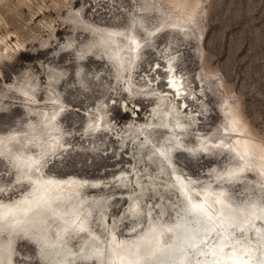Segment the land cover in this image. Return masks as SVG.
I'll return each instance as SVG.
<instances>
[{"label":"rangeland","instance_id":"rangeland-1","mask_svg":"<svg viewBox=\"0 0 264 264\" xmlns=\"http://www.w3.org/2000/svg\"><path fill=\"white\" fill-rule=\"evenodd\" d=\"M128 35L141 43L137 52L130 49ZM168 70L183 81L186 112L180 109L184 101L168 91ZM58 107L63 110L52 118ZM165 116L179 118L182 136H173L177 126L163 124ZM231 116L239 119L245 138L264 148V0H0V154L8 157L0 158V201L28 191L23 181L15 187L9 157L21 151L37 157V143L44 144L45 176L102 182L103 189L85 188L82 194L105 199V208L90 209L81 222L82 230L99 236L100 260L108 254L111 228L119 239L130 240L147 218L158 219L160 209L167 224L178 216L182 201L157 147L199 189L224 187L236 204L264 202V185L255 173L238 183V173L227 182L220 178L241 164L230 152L234 138L222 134ZM54 125L59 134L51 142L47 131ZM197 138L223 140L231 148L207 145L210 154H200ZM177 141L186 152H168L174 144L179 147ZM53 146L61 149L50 152ZM257 161L256 156L249 160L252 169L259 168ZM19 166L25 173L31 169L25 161ZM135 177L141 192L135 191ZM148 179L157 190L149 189ZM134 198L139 222L128 217ZM104 212L106 230L99 225ZM49 219L24 231L40 228L48 236L39 241L51 243L68 226L48 224ZM20 229L8 230L14 236ZM0 239L7 241L4 235ZM95 240L67 234L65 249L71 253L66 252L83 254L85 247L92 252ZM164 240L169 241L165 233ZM12 244V264H46L47 256L42 258L28 239L18 235ZM55 254L63 260L62 251Z\"/></svg>","mask_w":264,"mask_h":264},{"label":"bare ground","instance_id":"bare-ground-1","mask_svg":"<svg viewBox=\"0 0 264 264\" xmlns=\"http://www.w3.org/2000/svg\"><path fill=\"white\" fill-rule=\"evenodd\" d=\"M128 37L129 40L127 43L130 44V49L137 52L141 47V43L133 35H128ZM134 59L137 62L138 56L136 55ZM167 74L168 91L174 95L175 99L178 98V100L184 101L180 109L186 112L187 105L185 98L187 95L185 94L188 93L183 86V81L178 80L177 76L172 71L168 70ZM26 94L28 95V93L24 92V95ZM23 97L25 100H29L28 97ZM61 110H63L62 107H58L57 112L52 115V118L61 112ZM165 118L168 126L171 127L169 121H173V124L177 126L174 130L176 132V134L173 135L174 137L179 138L184 134V131L180 130V128L182 129L184 126L181 125L177 116H173V120L168 119L166 116ZM238 122L239 119L236 116L229 117L228 126L224 127V133L222 134L234 138V142L231 146L233 149L230 152L241 164L239 167H232L219 174L220 176L226 175L229 178L233 174L238 173L239 178L237 177V181L234 182L238 183L241 177H245L249 173H255L260 177L264 185V148L259 147L245 138L242 128L237 124ZM57 130V125L48 129L47 134L50 133V135H52L51 142L58 139L59 133H57ZM98 130L99 129L95 127L94 131ZM164 130L167 134H171V131L167 130V128H164ZM177 144L179 146L178 148L175 144L168 147V152L173 154L177 152H186L184 149H180L184 146L182 143L178 142ZM207 145L221 148L222 150H229V148H231L229 147L230 145L225 144L223 140L213 142L210 139L200 138L197 140L196 144L198 148H202L200 154H210ZM223 145H226L225 147L228 148H223ZM43 146L45 145L37 143V151L39 152L37 157H34L32 154H27L24 151L9 157V161L11 162L9 163L10 167L17 176L14 179L15 187H19L17 185L23 181L27 184L28 191L14 200L0 201V222L2 225H0V235L7 237V241L0 239V264H12V253L14 249L12 241L14 243L18 235L31 241L37 247L42 258H46L47 256V259H45L47 260L45 261L46 264H63L62 261L64 259H56L58 256L55 254L57 253L58 255L59 251H61L60 249L57 251L49 250L47 252L40 248V238H46L48 234H44L40 228L33 231V234L24 231V228L36 227L45 219L48 220V217L51 219L47 222L48 224L55 221L54 223L58 224V226L60 225L61 228L64 226L73 227L75 229V232H73L74 235L87 238L95 237L96 240L94 242H96V245L93 244L89 249L98 254V257L103 253L100 248L102 244L101 240H99L100 238H98L99 236H95L96 233H91L89 230H82L84 224L81 223L84 217L90 212V209L99 208L101 211L105 208V199H90L82 194L85 188L93 190L103 189L104 187L101 185L102 182L74 181L68 178L57 179L51 176H45L44 171L46 169V164L40 161V153L43 151ZM236 146H240L241 150ZM60 149L61 148L58 146H53L50 148V152L53 151V153H56V151ZM157 149L159 151L158 153H160L158 157L162 159L163 163H165L164 160L167 161V164L162 166L169 169V180L173 182L174 188L176 189V191H174L182 201L176 219L169 224L163 222L162 220L165 217V212L159 208L160 216L158 219L152 217L147 218L145 227L138 232V234L134 235L132 239L130 238V240L119 239L112 226L113 228H109L110 230L107 232L108 254L106 256L104 255V257L101 255L102 260L96 257V259L91 260H78L73 264H91L93 261L96 262V264H124L126 261H129L130 258L134 259L126 264H150L151 262H153L152 264H264V217L258 218L259 215H262L264 212V202L261 203L257 199H254L236 204L231 201L228 195V199L220 201V197H223L226 193L224 187L217 189L212 187L211 189L207 184L201 186L199 189L196 184V186L193 185V178L185 177L172 168L174 165L168 161L169 153H167L168 155L164 154L161 147H157ZM256 149H258V152L255 154L254 151H256ZM189 154L192 155L191 153ZM6 156L7 155L0 154V158L2 159H8ZM253 156L258 158V163H255L259 166L258 169H252L250 167L251 164L249 160H251ZM24 161L28 163V166H31V169L26 173L19 166V164L24 163ZM168 164L172 166L170 167ZM247 165H249V168H246ZM157 170L159 172L158 176L165 179L163 176L165 174L162 172L161 168L158 167ZM137 178L135 177L134 181L136 184V186H134L135 191L138 192L139 190L141 192L142 189ZM148 180L149 181L146 182L150 183L151 186L149 189L154 191L157 190V188L155 189V184L150 182L151 179ZM119 181L120 179H118L117 182L121 186L122 184H120ZM211 182L215 183L217 181L213 178ZM87 183H91V186H87ZM163 185L166 191V187H168L169 184ZM187 186H190V189H188ZM183 189L186 190L185 194H183ZM193 191H195L198 196H193ZM66 193L75 194V197L69 200V196ZM94 200H96L95 203ZM129 202L130 204L127 211L131 208L132 211L138 208V202L135 198ZM138 211L139 212L134 213L130 210V215L128 217L139 222V208ZM106 214L107 212L103 213V221L99 224L104 230L107 228L105 227L104 217ZM55 218H58V220H54ZM182 222L184 225L183 234L182 229H178ZM41 226L44 228V225ZM13 228L22 229H20L21 231L18 230L20 232H16V234L12 236V231L8 229L12 230ZM164 233L169 237L168 242L164 240ZM238 235L244 240H240ZM49 239L48 241H50ZM43 240L45 239L43 238ZM52 242L55 241L53 240ZM177 246L181 247L178 253L170 255L165 253L166 251H172V249ZM193 246L196 247V249L190 248ZM81 249H83V247ZM139 249H141V251L138 252ZM67 251L69 250L67 249ZM150 257L155 258L153 260V258ZM170 257L173 258L171 259ZM104 259H106L105 263Z\"/></svg>","mask_w":264,"mask_h":264},{"label":"water","instance_id":"water-1","mask_svg":"<svg viewBox=\"0 0 264 264\" xmlns=\"http://www.w3.org/2000/svg\"><path fill=\"white\" fill-rule=\"evenodd\" d=\"M105 43L101 42L100 43V48L102 49V46H104ZM104 50V49H103ZM134 54V53H133ZM111 59H113L112 57H110ZM136 110V109H135ZM138 111H136L135 114H137ZM162 120V119H161ZM163 124L167 125V121H165V119L162 120ZM158 155L160 156V153H158ZM164 164H167V161L164 160ZM169 165V164H168ZM170 166V165H169ZM171 167V166H170ZM165 168V167H163ZM164 170V169H163ZM221 179H223L224 182H227L228 180V177L226 175H222V177H220ZM226 179V180H225ZM234 180V179H233ZM188 189H190V186H187ZM186 193V190L183 189V194ZM227 195H229L228 192L225 193V195H223V197H220L221 199H219L220 201H224L226 199H228ZM139 208V207H138ZM138 208H136L134 211H132V208H131V212H134V213H137L139 212L138 211ZM195 212V211H194ZM193 216V215H192ZM199 216V215H197ZM264 217V212L262 213V215H259L258 218H263ZM200 218V217H199ZM210 224V223H209ZM183 222L179 225V228L178 229H182V234H183ZM74 228L73 227H68V228H65V229H61L60 230V236L57 240H55V242H51V243H45V242H40V245L44 248L45 251H49V250H59L61 249V251L63 252V256H64V260L62 261L63 264H73L75 261H78V260H88V259H96V257H98V254L94 253V252H89L88 248L85 247V251L83 253V255H80L82 253H80L81 251L79 252H75L73 253V256L69 253L66 252V250L64 249L65 248V243H66V236L67 234H70V233H73L74 232ZM73 231V232H72ZM95 238L94 237H90V241H87V243H92V241L94 240ZM88 245L90 244H87V247H89ZM179 246L177 247H174V249H172V251H166L165 253L167 255H170V254H176L178 253L179 250ZM191 249L194 248L196 249V247H190ZM182 250H183V247H182ZM141 251V249L138 250V252ZM79 254V255H78ZM165 254V255H166ZM156 256V255H155ZM162 256V255H161ZM150 258H154L155 257H150ZM171 258V257H170ZM173 258V257H172ZM171 258V259H172ZM134 258H130L129 261H126L124 264L128 263V262H131L130 260H133ZM170 259V260H171ZM121 264V263H120ZM183 264V263H182Z\"/></svg>","mask_w":264,"mask_h":264}]
</instances>
